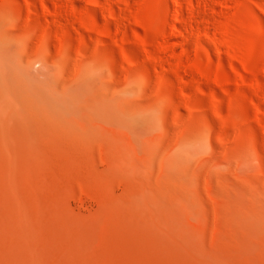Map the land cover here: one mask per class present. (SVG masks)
<instances>
[{
  "label": "rangeland",
  "instance_id": "374dc122",
  "mask_svg": "<svg viewBox=\"0 0 264 264\" xmlns=\"http://www.w3.org/2000/svg\"><path fill=\"white\" fill-rule=\"evenodd\" d=\"M176 1L0 0V264H264V0Z\"/></svg>",
  "mask_w": 264,
  "mask_h": 264
},
{
  "label": "bare ground",
  "instance_id": "6f19581e",
  "mask_svg": "<svg viewBox=\"0 0 264 264\" xmlns=\"http://www.w3.org/2000/svg\"><path fill=\"white\" fill-rule=\"evenodd\" d=\"M199 1L200 0H185V6H186V10H185V12L187 11V15H188V19H190V20H201V19H203L202 18V16L204 15L203 14V12H204V7H200V9H201V11H203V12H197L196 11V4H200L199 3ZM210 1V0H209ZM212 1V0H211ZM210 1V2H211ZM218 0H215V2H217ZM95 2V1H94ZM160 2L163 4V7H164V10H165V12H167V10H168V0H160ZM174 2H175V4H176V6L178 5H180V3H178L176 0H174ZM201 3H202V1H200ZM212 2H214V1H212ZM194 3H196V4H194ZM203 4H204V2H203ZM211 4V3H210ZM194 5H196V6H194ZM201 6V5H200ZM205 6V5H204ZM54 7H55V9H54V12L55 13H57L59 16H61L62 14H65L66 15V13L69 15L70 13H71V9L69 8V5H64V3H58V4H54ZM198 7V6H197ZM196 8V9H195ZM199 8V7H198ZM205 8H207L206 6H205ZM179 11H180V9H181V7L180 8H177ZM177 9H176V11H177ZM199 9V10H200ZM202 9H204V10H202ZM183 10V9H182ZM258 10H261V12L263 13V15H264V5L262 4V5H260V9H258ZM178 11V12H179ZM180 14V13H179ZM182 14V13H181ZM202 15V16H201ZM205 15H206V13H205ZM204 17V16H203ZM256 21V20H255ZM257 30H258V32L259 33H262L261 34V36L263 37L264 36V25H263V22H261V20L260 19H258L257 21ZM173 31L175 32L176 30H174L173 29ZM177 33V34H176ZM173 35H178V36H181L183 39H187V34L185 35L184 34V32H181V31H176ZM172 35V36H173ZM174 37V36H173ZM189 37V36H188ZM160 49V48H159ZM167 49V48H166ZM162 51V50H161ZM164 51V50H163ZM165 52V51H164ZM164 52H162V53H164ZM166 53H167V51H166ZM263 54H264V51L262 52ZM261 53V54H262ZM211 75H212V78L214 77L215 78V75H216V73L215 72H211ZM263 85H260L259 87H257V89L258 90H262V88H264V86L262 87ZM21 95V94H20ZM3 112H5V111H3ZM1 115V114H0ZM2 117V116H1ZM0 122H1V120H0ZM8 122V121H7Z\"/></svg>",
  "mask_w": 264,
  "mask_h": 264
}]
</instances>
